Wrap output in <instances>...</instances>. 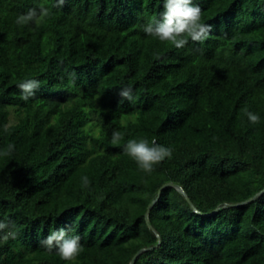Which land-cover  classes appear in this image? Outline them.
<instances>
[{
	"label": "trees",
	"instance_id": "16d2710c",
	"mask_svg": "<svg viewBox=\"0 0 264 264\" xmlns=\"http://www.w3.org/2000/svg\"><path fill=\"white\" fill-rule=\"evenodd\" d=\"M195 2L210 32L177 49L143 31L163 0H0V264H66L59 228L75 264H264V0ZM133 138L172 154L146 173Z\"/></svg>",
	"mask_w": 264,
	"mask_h": 264
},
{
	"label": "clouds",
	"instance_id": "9594fccd",
	"mask_svg": "<svg viewBox=\"0 0 264 264\" xmlns=\"http://www.w3.org/2000/svg\"><path fill=\"white\" fill-rule=\"evenodd\" d=\"M63 4L64 0H59ZM48 15L46 8H41L39 15L36 9H30L28 12L21 13L16 24L28 25L30 23L39 24L40 19ZM211 25L203 22L201 8L195 0H163V10L158 17H155L143 25V31L146 35L154 37L161 42H170L177 49L183 48L189 38L193 41H202L207 38ZM21 90V99L28 101L35 95V90L40 87V81L36 79H26L18 85ZM119 95L127 100L133 101V91L131 85L123 87ZM248 120L255 124L261 120V116L248 109L244 110ZM120 139V133L113 132L112 143H117ZM10 149L14 146H9ZM123 150L136 162L139 169L146 173H151L154 167L172 154L170 147H166L153 139L149 142L146 139H129ZM10 152L0 151V155H9ZM87 182V177L84 178ZM7 225L0 221V229ZM8 235L15 236V232ZM5 235L4 239H8ZM40 244L48 251H55L66 264H75L76 258L83 250L81 237L79 234H69V230L59 228L52 231L44 237Z\"/></svg>",
	"mask_w": 264,
	"mask_h": 264
},
{
	"label": "water",
	"instance_id": "95a60500",
	"mask_svg": "<svg viewBox=\"0 0 264 264\" xmlns=\"http://www.w3.org/2000/svg\"><path fill=\"white\" fill-rule=\"evenodd\" d=\"M167 185H175L174 183H168V184H166L165 186H167ZM164 186V187H165ZM163 187V188H164ZM182 192H184L186 195H187V193L185 192V189L182 187V186H177ZM163 188L161 189V191L163 190ZM160 191V192H161ZM188 198H189V196H188ZM190 199V198H189ZM150 210H151V208L149 209V211H148V214L150 213ZM141 253V251L135 256V258H134V262L137 260V258H138V256H139V254ZM134 262H133V264H134Z\"/></svg>",
	"mask_w": 264,
	"mask_h": 264
}]
</instances>
